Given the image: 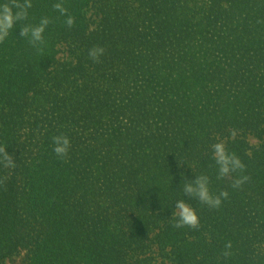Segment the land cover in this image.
Masks as SVG:
<instances>
[{"label": "trees", "instance_id": "obj_1", "mask_svg": "<svg viewBox=\"0 0 264 264\" xmlns=\"http://www.w3.org/2000/svg\"><path fill=\"white\" fill-rule=\"evenodd\" d=\"M31 2L23 23L51 20L43 51L20 24L0 44V144L17 163L0 167V264H264V0ZM218 141L246 165L242 189L217 180ZM192 170L229 198L189 200L201 227L177 229Z\"/></svg>", "mask_w": 264, "mask_h": 264}, {"label": "clouds", "instance_id": "obj_2", "mask_svg": "<svg viewBox=\"0 0 264 264\" xmlns=\"http://www.w3.org/2000/svg\"><path fill=\"white\" fill-rule=\"evenodd\" d=\"M32 8L31 0H3L0 3V44H3L12 29L20 24V36L26 38L30 46L37 52L43 51L45 44L44 33L47 26L51 23L48 17H42L38 24L23 23L29 18V9ZM54 10L62 16H66V25L71 28L75 19L68 15L67 8L63 3H55ZM105 49L101 46H93L88 50V56L94 63H100ZM53 152L57 157L64 159L68 157L71 149V141L68 136L60 134L52 137ZM8 145L0 144V167L14 170L17 167L14 155L6 151ZM211 158L216 167L217 180H228L233 189H242V187L251 180L246 173V165L235 152H229L223 141H218L211 145ZM181 165V164H180ZM182 166V165H181ZM193 172V170H192ZM195 174L194 179H188L183 171L179 172L181 179L180 188L183 197L175 201V207L172 210L171 219L174 221L173 227L177 229L189 228L198 230L201 227L200 217L197 210L188 202L195 200L200 205L206 206L211 210H218L223 201L229 198L227 190L214 192L211 188V180L207 174ZM8 176L0 177V185L6 184ZM187 198V199H186ZM233 244L227 241L221 256L225 259L233 256Z\"/></svg>", "mask_w": 264, "mask_h": 264}, {"label": "rangeland", "instance_id": "obj_3", "mask_svg": "<svg viewBox=\"0 0 264 264\" xmlns=\"http://www.w3.org/2000/svg\"><path fill=\"white\" fill-rule=\"evenodd\" d=\"M251 142H252L253 144H256V143H258L259 141H258L256 138L251 137ZM22 256H23V254H20V255L17 256L16 258L11 259L10 261H8L6 264H19L20 261H21V259H22Z\"/></svg>", "mask_w": 264, "mask_h": 264}]
</instances>
